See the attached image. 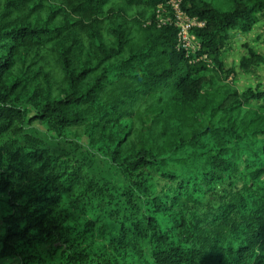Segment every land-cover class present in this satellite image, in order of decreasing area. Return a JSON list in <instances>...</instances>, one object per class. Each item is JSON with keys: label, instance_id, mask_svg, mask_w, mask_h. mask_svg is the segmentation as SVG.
<instances>
[{"label": "trees", "instance_id": "obj_1", "mask_svg": "<svg viewBox=\"0 0 264 264\" xmlns=\"http://www.w3.org/2000/svg\"><path fill=\"white\" fill-rule=\"evenodd\" d=\"M28 1L0 0V259L264 264V89L241 92L225 62L264 0H182L205 24L195 54L159 24L171 0H66L63 24L23 12ZM83 43L95 65L71 58ZM51 46L61 96L39 66ZM39 76L46 88L26 102Z\"/></svg>", "mask_w": 264, "mask_h": 264}, {"label": "rangeland", "instance_id": "obj_2", "mask_svg": "<svg viewBox=\"0 0 264 264\" xmlns=\"http://www.w3.org/2000/svg\"><path fill=\"white\" fill-rule=\"evenodd\" d=\"M212 1L216 6L222 8L226 6V0H209ZM38 8L36 13V19L40 22H45L49 16L56 14L57 23L63 24L67 21V17L70 14L68 11L66 0H30L23 7V12L28 13L33 9ZM60 13V14H59ZM73 34L66 36L58 47L59 50H69L73 47L74 41ZM249 49H253L259 54H264V20L262 23L253 31L250 35L236 36L228 48L225 54L226 67L233 69L235 72L230 76L229 82L233 83L241 92L248 90L249 88H257L262 86L264 89V66L255 68L249 72L240 69V61L243 57L249 55ZM53 47H49L44 53L47 54L45 60H41L39 66H43L42 76H50L51 85L56 90V95L61 96L65 93L66 88L62 87L63 76L61 75V66L58 63L57 57L53 55ZM71 58L74 60L78 67L85 65L86 63L95 65V54L93 49L88 43H83L73 49ZM31 64L28 61V65H19L16 76L19 77L23 74V71ZM38 69L34 70L33 75H37ZM42 76H39V81L35 82L30 80L27 84V90L23 96V100L31 101L32 96L36 88L44 90L46 88L45 82H43ZM2 234V228L0 223V236ZM0 264H18L16 260H1Z\"/></svg>", "mask_w": 264, "mask_h": 264}, {"label": "built area", "instance_id": "obj_3", "mask_svg": "<svg viewBox=\"0 0 264 264\" xmlns=\"http://www.w3.org/2000/svg\"><path fill=\"white\" fill-rule=\"evenodd\" d=\"M157 19L160 26H173L178 30L180 49L188 54H195L200 48L194 30L204 27L198 19L190 18L182 9V0H171L167 6H159Z\"/></svg>", "mask_w": 264, "mask_h": 264}]
</instances>
